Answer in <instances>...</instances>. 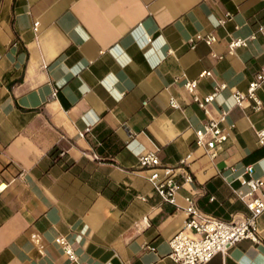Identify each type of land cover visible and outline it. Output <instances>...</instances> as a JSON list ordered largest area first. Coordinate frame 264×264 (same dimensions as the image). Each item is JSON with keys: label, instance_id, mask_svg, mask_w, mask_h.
<instances>
[{"label": "crops", "instance_id": "obj_1", "mask_svg": "<svg viewBox=\"0 0 264 264\" xmlns=\"http://www.w3.org/2000/svg\"><path fill=\"white\" fill-rule=\"evenodd\" d=\"M259 25L264 0H0V264H77L59 235L81 263L178 264L168 240L186 219L185 197L221 219L246 215L231 187L247 189L236 179L243 166L264 173L255 135L264 82L260 110L235 106L231 89L246 91L263 66L264 32L234 54L227 43ZM196 34L216 41L191 49ZM205 69L196 94L226 83L207 108L235 124L213 159L194 142L207 115L183 87ZM155 147L163 165L190 154L192 181L175 176L176 205L138 165ZM257 229L259 243L241 240L206 264H264V213Z\"/></svg>", "mask_w": 264, "mask_h": 264}, {"label": "built area", "instance_id": "obj_2", "mask_svg": "<svg viewBox=\"0 0 264 264\" xmlns=\"http://www.w3.org/2000/svg\"><path fill=\"white\" fill-rule=\"evenodd\" d=\"M230 20V15L218 19L219 25H224ZM264 32V25H259L257 30L251 33L247 38H231L227 43V53L234 54L236 48L247 46L248 41L256 37L257 33ZM150 40V38H149ZM202 40L207 45H212L216 38L213 35L196 34L188 39L191 49L195 47L196 41ZM211 56L217 59L224 57L211 51ZM211 70H202L198 73L197 78L185 79L183 82L184 89L192 95L193 101L207 115L206 120L200 126L194 129V142L198 148H201L209 158L216 156V150L228 139L234 123L226 124L227 111L222 110L218 117L209 115L207 106L214 100L216 94L227 88L226 83H216L213 91L200 97L196 94L197 80L202 77H211ZM264 82V64L258 72L254 74L253 79L248 83L246 91L231 89V95L234 105L242 107L250 104L254 110H260L263 107L261 99L257 96V89ZM169 106L179 108L177 101L170 97ZM257 142L264 146V127L255 130ZM158 148L148 151L138 156V165L147 169L149 175L148 182L153 190L167 203L176 205V196L180 185L175 181L178 173H184L185 182H191L192 177L184 170L188 164L190 154L179 160L178 165H163L157 154ZM232 171H237L236 167H231ZM246 176L243 184L246 190L231 187V191L236 198L242 201L248 213L242 217H231L229 220L218 218L214 215L206 213L199 209L192 197H185L186 206L183 208L186 219L181 229L174 233L168 240L169 254L168 256L178 264H206L215 255H226L229 249L241 240L248 239L253 243L261 241L257 229L258 219L264 213V173L260 176L254 175L253 165H246L238 172L236 179ZM3 187L0 185V190ZM140 200L145 201L146 197L139 195ZM146 221V217H143ZM31 238L39 241L38 234H31ZM56 244L61 248L62 252L70 261L77 264H87L78 261L77 255L67 241V239L59 235L55 238ZM154 250L153 247H150Z\"/></svg>", "mask_w": 264, "mask_h": 264}, {"label": "bare ground", "instance_id": "obj_3", "mask_svg": "<svg viewBox=\"0 0 264 264\" xmlns=\"http://www.w3.org/2000/svg\"><path fill=\"white\" fill-rule=\"evenodd\" d=\"M1 187H3V185H1Z\"/></svg>", "mask_w": 264, "mask_h": 264}]
</instances>
